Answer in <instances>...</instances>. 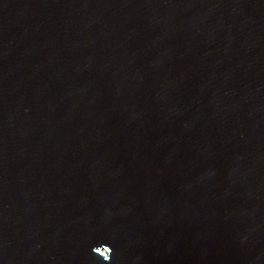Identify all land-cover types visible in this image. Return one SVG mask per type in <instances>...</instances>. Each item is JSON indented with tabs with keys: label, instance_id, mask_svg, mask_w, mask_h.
I'll return each instance as SVG.
<instances>
[{
	"label": "water",
	"instance_id": "1",
	"mask_svg": "<svg viewBox=\"0 0 264 264\" xmlns=\"http://www.w3.org/2000/svg\"><path fill=\"white\" fill-rule=\"evenodd\" d=\"M0 264H264V0H0Z\"/></svg>",
	"mask_w": 264,
	"mask_h": 264
}]
</instances>
